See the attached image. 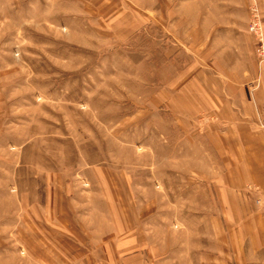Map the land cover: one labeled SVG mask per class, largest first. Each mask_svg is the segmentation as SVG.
<instances>
[{
    "label": "rangeland",
    "instance_id": "obj_1",
    "mask_svg": "<svg viewBox=\"0 0 264 264\" xmlns=\"http://www.w3.org/2000/svg\"><path fill=\"white\" fill-rule=\"evenodd\" d=\"M248 2L0 0V264H214L213 123L183 83L245 31L258 87Z\"/></svg>",
    "mask_w": 264,
    "mask_h": 264
},
{
    "label": "crops",
    "instance_id": "obj_2",
    "mask_svg": "<svg viewBox=\"0 0 264 264\" xmlns=\"http://www.w3.org/2000/svg\"><path fill=\"white\" fill-rule=\"evenodd\" d=\"M228 36L210 63L213 77L188 76L183 84L196 90L187 100L190 115L202 114L213 123L206 139L216 151L218 167L206 180L219 214L213 222L211 258L214 264H264V66L258 87L250 90L258 73L252 42L245 31ZM197 58L198 67H210L205 56ZM126 260L145 263L139 252Z\"/></svg>",
    "mask_w": 264,
    "mask_h": 264
},
{
    "label": "built area",
    "instance_id": "obj_3",
    "mask_svg": "<svg viewBox=\"0 0 264 264\" xmlns=\"http://www.w3.org/2000/svg\"><path fill=\"white\" fill-rule=\"evenodd\" d=\"M249 13L250 18L248 22V31L255 39V54L258 58V63H262L264 60V32L260 21V12L255 0H249ZM260 200L257 199L256 203Z\"/></svg>",
    "mask_w": 264,
    "mask_h": 264
}]
</instances>
